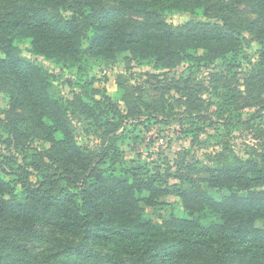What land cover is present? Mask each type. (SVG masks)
I'll return each instance as SVG.
<instances>
[{
  "label": "trees",
  "instance_id": "1",
  "mask_svg": "<svg viewBox=\"0 0 264 264\" xmlns=\"http://www.w3.org/2000/svg\"><path fill=\"white\" fill-rule=\"evenodd\" d=\"M171 12L192 18L173 26ZM251 42L256 62L245 53ZM20 43L80 73L79 92L63 96ZM121 56L163 77L147 75L156 80L147 102L119 76L125 113L87 74L92 61ZM182 65L191 76L211 70L214 111L191 78L167 79ZM0 93V264H264V224L256 227L264 222V128L246 159L229 145L264 111V0H0ZM176 104L188 119L224 128L212 137L217 151L205 153L209 165L187 161L186 151L163 173L126 161L124 124L173 118ZM73 118L97 135L96 150L77 144ZM201 131L190 125L194 145L208 143ZM170 196L178 201H160ZM146 208L169 212L154 220Z\"/></svg>",
  "mask_w": 264,
  "mask_h": 264
},
{
  "label": "rangeland",
  "instance_id": "2",
  "mask_svg": "<svg viewBox=\"0 0 264 264\" xmlns=\"http://www.w3.org/2000/svg\"><path fill=\"white\" fill-rule=\"evenodd\" d=\"M203 1H215V0H203ZM244 16L252 18L253 16L249 13L246 8H241ZM191 16L185 13L171 12L165 15V21L173 26H180L191 20ZM202 19V18H201ZM84 47L87 45L83 43ZM21 53L24 57L35 61L38 65L45 68L49 73L55 77V86L65 97H69L72 93H78V85L83 81V77L76 70L57 67L56 65L46 61L42 57H37L31 54L30 46L28 43L19 44ZM260 47L255 43L251 42L245 46V53L247 57L252 61L258 60V54ZM187 65L179 66L172 73H168L167 79H182L188 80L191 78L193 82L191 85L197 88L199 91L197 97L205 99L206 102L210 103L208 107L209 112H212L216 108L218 101L213 97L212 90L209 85V74L211 70L201 68L199 71L187 68ZM89 79L93 80V86L96 89H101L106 92L111 100L117 101L123 94L119 91L116 79L121 76L122 81L126 87H135L136 89L142 90L144 93L145 101L149 102L154 95L152 91L153 87H156V80H148V74L157 75L161 82L163 77L159 75V71L155 70L150 64H137L132 62L128 64L124 56L118 57L114 61H108L105 63L92 61L87 69ZM242 73L238 75L239 83L242 82ZM236 84V83H234ZM239 86V89H242ZM120 110L125 113L124 103L117 101ZM7 104V99L4 94L0 93V110L2 111ZM257 111V107L246 108L242 111V118L246 119ZM160 122L151 121L149 123L131 122L125 123L126 130L124 132V140L120 144V150L123 153V157L126 161L140 160L146 162L149 165L150 171L159 169L161 173L166 171L167 168H171L174 162L179 159L181 154L186 151V160L189 162L196 161L199 166L209 165L208 159L205 157V153L212 154L217 151L215 146V139L212 138L215 135H224V128L215 126L210 128L208 122L193 121L187 118L184 108L178 106L174 107L173 118H168ZM72 124L75 129L76 142L81 147H89L90 149L96 150L100 141L90 129L86 121L83 118H73ZM190 125H198L202 131L199 134L201 141L208 140V143H199L194 145L192 143L191 134H188ZM258 127L264 128V111L262 112V118L258 119L253 126V129L240 128L238 131L233 132L230 137L229 145L232 151L239 157L246 159L248 157V151L251 145H256L255 130ZM36 147H48L49 145L42 142L34 144ZM0 155H7V150L0 144ZM160 201L166 203H172L178 201L176 197L162 198ZM174 211L181 215L182 211L179 205L175 206ZM148 215L154 220L158 219V215L166 216L168 210H158L153 208H146ZM263 221L256 223L257 228H263Z\"/></svg>",
  "mask_w": 264,
  "mask_h": 264
}]
</instances>
